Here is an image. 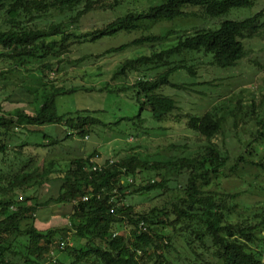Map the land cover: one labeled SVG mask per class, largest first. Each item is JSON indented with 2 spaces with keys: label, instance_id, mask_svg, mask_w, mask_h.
I'll list each match as a JSON object with an SVG mask.
<instances>
[{
  "label": "trees",
  "instance_id": "1",
  "mask_svg": "<svg viewBox=\"0 0 264 264\" xmlns=\"http://www.w3.org/2000/svg\"><path fill=\"white\" fill-rule=\"evenodd\" d=\"M126 0H0V57L11 60L47 56L56 53V47L64 50L71 37H85L96 41L104 36H114L120 31L130 32L145 29L144 21L172 20L184 16L187 6L198 7L205 15L215 18L232 9L252 8L259 0H162L160 4L151 5L140 11H128L117 16L102 27L76 36L66 33L64 27L67 19L76 20L96 9H112ZM74 16L66 18V14ZM44 18H60L40 26L38 21ZM264 7L258 12L241 20H226L217 28H202L192 34L179 36L176 44L148 55L126 59L113 77L125 75L128 71H138L142 67L166 70L152 78H138L130 86H123L121 91L133 90L139 104L136 116L142 122L141 111L149 109L156 122L166 121L177 108L175 100L159 93L165 85L177 89H186L184 82L172 83L170 75L176 70H185L195 75L193 64H186L184 58L170 66L174 55L186 52H203L209 54V64L220 68L235 66L247 55L243 40L254 38L264 29ZM60 35V39L53 38ZM167 35L143 36L134 41L136 44L162 41ZM117 48H111L114 51ZM109 50L104 52L107 53ZM48 67V66H47ZM68 92L63 87L54 86L43 89L38 96L34 112L29 114L16 108L11 112L0 111V153L8 145L6 138L18 123L36 126L63 124L71 133L64 137L78 134L88 135L90 127L102 124L95 116L98 110H82L74 113L57 112L55 98ZM254 114V110L251 109ZM218 108H212L202 115H186L187 127L207 140L203 153L193 156L176 157L173 160H141L135 156L119 159L114 164L99 171H92L90 158L71 159L67 170H57L54 179L60 181L58 193L44 202L24 199L25 204L12 196L0 200V264H8L6 256L12 251L17 239L25 236L27 256L24 264H43L37 255L48 254L55 240L65 239L66 228L73 230L77 238L83 241L78 247L69 250L73 262L87 264L88 260L98 264H147L145 254L150 248L161 251L156 264H171L162 256V251L172 246L173 235L179 232L187 234V244L192 253L201 258L200 264H264V207L249 213H243L238 193H218L210 187L218 185L221 170L227 161V152L212 143V139L223 129L225 117ZM232 123L236 125V110H230ZM251 116L256 128L247 144L256 143L264 147V119ZM43 133V137H46ZM57 140L54 138L53 143ZM242 158L239 155L238 159ZM251 164L264 169V160L252 161ZM51 164H49L50 166ZM50 168L42 170L41 179L34 182L43 184L50 178ZM160 171V179L138 180L144 171ZM187 172L182 186L183 197L170 206L151 208L146 212L134 210L131 204L123 200L127 196L145 194L165 189L168 183ZM59 172V173H58ZM127 176L131 181L125 180ZM31 175L13 180L11 188H27ZM129 187H133L129 189ZM218 195V196H217ZM83 197H87L83 199ZM50 202L70 203L72 211L69 224L62 227H50L39 230L35 225V213L39 206ZM16 203V206L13 205ZM121 224L130 227L128 234H118ZM193 237L189 239V236ZM58 240L56 248H58ZM195 242V243H194ZM72 249V250H71ZM54 250V249H53ZM71 250V251H70ZM194 264V263H193Z\"/></svg>",
  "mask_w": 264,
  "mask_h": 264
},
{
  "label": "rangeland",
  "instance_id": "2",
  "mask_svg": "<svg viewBox=\"0 0 264 264\" xmlns=\"http://www.w3.org/2000/svg\"><path fill=\"white\" fill-rule=\"evenodd\" d=\"M162 0H126L112 9H96L76 20L67 19L64 31L76 36L102 27L117 16L128 11H140L151 5L160 4ZM264 7V0H259L252 8L232 9L230 12L211 18L198 7L187 6L184 16L172 20L144 21L145 29L130 32L120 31L114 36L91 41L88 37H71L64 50L56 47V53L47 56H35L11 60L0 57V111L11 112L16 108L29 114L34 112L38 94L43 89L54 86L68 90L55 98L59 114L82 110H98L95 116L102 124L92 125L87 137L73 134L64 137L68 128L63 124L36 126L18 123L17 128L6 138L8 145L0 153V200L12 196L14 200L44 202L56 196L60 181L54 179L55 169L67 170L71 159L90 158L92 163L114 162L127 156L141 160L167 161L181 156H193L203 153L207 140L187 127L186 115H202L209 109L218 108L225 117L221 132L211 141L223 152H227L225 167L221 170L218 185L210 189L218 195L238 193L243 213L264 207V169L251 164L253 160H264V147L256 143L247 144L256 128L254 114L264 119V29L259 36L244 39L247 55L235 66L220 68L209 64L211 56L203 52H186L181 56L171 57L173 64L180 58L186 64H193L195 75L185 70H176L169 80L172 83L184 82L186 89H177L165 85L159 93L171 96L178 106L168 119L156 122L149 109L141 111L142 122L136 116L139 104L133 90L121 91L124 86L132 85L138 78H152L166 70V67H142L138 71H128L125 75L113 77L115 70L126 59L148 55L176 44L179 36L192 34L197 29L217 28L226 20H241ZM74 16L66 14V18ZM60 18H44L38 21L40 26ZM264 19V18H263ZM148 35L164 36L159 42L136 44L135 40ZM53 38L60 39V35ZM111 48H117L110 51ZM2 49L0 48V51ZM106 50L109 52L105 53ZM48 66V67H47ZM236 110V125L232 123L229 111ZM253 117V116H252ZM46 133V137H43ZM57 141L53 143V139ZM239 155L242 158L238 159ZM49 164H51L49 166ZM114 164V163H113ZM51 169L50 178L43 184H35L41 179L42 170ZM59 173V172H58ZM160 171H144L138 180L160 179ZM31 175L25 189L11 188L13 180ZM187 172L168 183L165 189L145 194L127 196L123 202L131 204L135 211L146 212L151 208L170 206L183 197L182 186ZM130 182L131 177L127 176ZM133 187H129L132 189ZM217 195V196H218ZM21 204H25L24 201ZM16 206V203H13ZM72 204L50 202L41 205L35 213V225L39 230L50 227H62L69 224ZM129 226L121 224L118 234H128ZM264 233V232H263ZM187 234L180 232L173 235L172 247L162 251L171 264H200L201 258L192 253L187 244ZM193 236L190 235L189 239ZM69 249L83 243L73 230L66 228L65 237ZM20 243H14L12 251L6 256L8 264H24L27 256L25 245L27 239L20 236ZM56 239L52 245L56 262L54 264H82L73 262L74 257L67 249L56 248ZM195 243V242H194ZM264 247V244H263ZM72 250V249H71ZM70 250V251H71ZM161 251L149 249L145 254L147 264H156ZM37 259L46 261L47 254L37 255ZM87 264H98L88 260Z\"/></svg>",
  "mask_w": 264,
  "mask_h": 264
},
{
  "label": "built area",
  "instance_id": "3",
  "mask_svg": "<svg viewBox=\"0 0 264 264\" xmlns=\"http://www.w3.org/2000/svg\"><path fill=\"white\" fill-rule=\"evenodd\" d=\"M67 133H71L70 131H67ZM87 137V135L85 136ZM114 163V161L111 160H106L103 163H92L91 165V170L92 171H99L102 170L104 167L112 165ZM87 197H83V199H86ZM69 244L67 243L66 240H60L58 242V249H65ZM56 262V258H55V253L54 250L51 249L48 254H47V259L43 264H54Z\"/></svg>",
  "mask_w": 264,
  "mask_h": 264
}]
</instances>
